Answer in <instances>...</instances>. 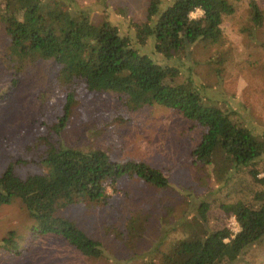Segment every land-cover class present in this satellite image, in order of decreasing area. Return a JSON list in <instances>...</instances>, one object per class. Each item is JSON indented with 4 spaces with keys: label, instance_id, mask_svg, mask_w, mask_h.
Instances as JSON below:
<instances>
[{
    "label": "trees",
    "instance_id": "16d2710c",
    "mask_svg": "<svg viewBox=\"0 0 264 264\" xmlns=\"http://www.w3.org/2000/svg\"><path fill=\"white\" fill-rule=\"evenodd\" d=\"M248 5L254 25L263 28V9L256 0ZM146 9L145 21H130L123 31L109 18L95 22L91 9L77 0H0V26L8 38L0 65L12 77L10 90L49 63L55 68L53 83L68 92L50 133L34 141L46 147L42 172L22 177L16 171L22 160L13 158L0 176V207L19 199L34 222V238L54 236L85 257L105 258L102 243L62 210L107 205L108 186L116 190L123 177L162 191L172 187L165 173L148 163H118L102 150L57 140L78 94H117L130 108H168L200 127L202 139L191 154L196 163L214 168L212 199H203L197 215L179 222L180 236L158 238L144 264H237L253 246L264 244V131L252 124L240 101L222 98L202 83L191 59L197 43L216 45L222 39L224 19L235 14L236 5L149 0ZM197 11L203 15L192 18ZM231 217L240 227L237 233L228 228ZM12 245L17 244L6 239L2 246Z\"/></svg>",
    "mask_w": 264,
    "mask_h": 264
},
{
    "label": "rangeland",
    "instance_id": "374dc122",
    "mask_svg": "<svg viewBox=\"0 0 264 264\" xmlns=\"http://www.w3.org/2000/svg\"><path fill=\"white\" fill-rule=\"evenodd\" d=\"M77 1L91 9L95 22L109 18L123 31H128L130 21L146 20L149 2ZM232 1L236 12L224 19L222 39L216 45L197 43L191 59L200 81L222 98L240 101L252 124L263 132L264 27L257 28L251 20L249 0ZM256 1L264 11V0ZM192 16L199 18L201 13ZM7 46L0 26V62ZM35 70L10 90L12 77L0 65V176L13 158L22 160L16 168L22 177L42 172L39 162L46 147L34 141L50 133L49 126L58 121L67 101L68 92L53 83L54 67L46 63ZM201 135L200 127L168 108L133 109L117 94H78L57 140L75 149L102 150L118 163H148L163 171L172 187L162 191L139 178L123 177L116 190L108 186L107 205L62 210V216L102 243L107 253L100 259L85 257L54 236L34 238V222L16 199L0 207V264H144L158 238L180 236L179 222L197 215L203 199H212L214 168L196 163L191 154ZM143 227V236L135 243ZM6 239L17 245L2 246ZM237 264H264V244L253 246Z\"/></svg>",
    "mask_w": 264,
    "mask_h": 264
},
{
    "label": "built area",
    "instance_id": "2783aa9c",
    "mask_svg": "<svg viewBox=\"0 0 264 264\" xmlns=\"http://www.w3.org/2000/svg\"><path fill=\"white\" fill-rule=\"evenodd\" d=\"M201 13V16L203 15L202 11H197ZM196 13V12H195ZM194 14V13H193ZM192 14V15H193ZM191 15V17L193 18V16ZM228 228L233 232V233H237L240 230V227L236 221V219L234 217H231L230 221H229V225Z\"/></svg>",
    "mask_w": 264,
    "mask_h": 264
}]
</instances>
